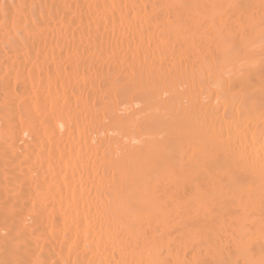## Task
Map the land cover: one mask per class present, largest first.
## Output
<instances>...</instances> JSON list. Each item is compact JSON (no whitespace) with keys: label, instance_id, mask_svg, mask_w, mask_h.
Masks as SVG:
<instances>
[{"label":"bare ground","instance_id":"1","mask_svg":"<svg viewBox=\"0 0 264 264\" xmlns=\"http://www.w3.org/2000/svg\"><path fill=\"white\" fill-rule=\"evenodd\" d=\"M0 264H264V0H0Z\"/></svg>","mask_w":264,"mask_h":264}]
</instances>
